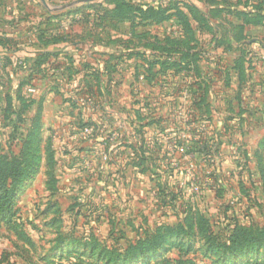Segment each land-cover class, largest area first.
Returning a JSON list of instances; mask_svg holds the SVG:
<instances>
[{"label": "rangeland", "instance_id": "obj_1", "mask_svg": "<svg viewBox=\"0 0 264 264\" xmlns=\"http://www.w3.org/2000/svg\"><path fill=\"white\" fill-rule=\"evenodd\" d=\"M179 1L207 19L192 23L197 77L147 71L163 38L176 36L172 21L138 22L131 39L127 23L71 15L63 24L71 22L75 35L29 42L24 51L47 53L49 45L55 61L68 54L75 66L89 55L101 72L99 87L89 77L86 89L83 73L52 71L48 60L30 85L21 84L20 69L0 67V198L7 193L9 201L0 214V264H103L109 260L95 259L104 251L122 252L159 227L178 226L185 233L169 234L157 253L180 260L177 244L192 242L185 258L204 264L211 255L199 217L216 242L234 227H264V0ZM17 164L16 180L8 173ZM193 234L194 243L183 237ZM228 260L264 263V240L228 252L222 263Z\"/></svg>", "mask_w": 264, "mask_h": 264}, {"label": "trees", "instance_id": "obj_2", "mask_svg": "<svg viewBox=\"0 0 264 264\" xmlns=\"http://www.w3.org/2000/svg\"><path fill=\"white\" fill-rule=\"evenodd\" d=\"M148 0H95L93 3L88 4L86 7H78L73 8L72 11H68L72 17H75L77 20L83 19L84 21H88L89 19L96 18L100 20H110L117 23V26L121 28L123 23H127V27L124 26L125 30H127V35L131 37H136L135 29L138 26V22L146 23L149 21H155V23L162 24L166 22L172 21L176 28L177 34L176 36H166L163 38V46L156 48V50L160 53V58L156 59V56H153V60H150L147 65V71L150 72L152 68L157 67L159 69V73H166L167 71H171L172 69L175 72H186L194 74L197 77L198 72V61L199 56L197 52L194 51V47L192 44H195L196 37L195 32L193 29L192 23L198 24H206L207 19L203 16L199 15V11L194 6L180 2L179 0H169L167 6L168 7H161L152 6V3ZM92 10V13H81L82 10ZM96 9H100L102 14L98 16L96 13ZM83 17V18H82ZM62 24V25H61ZM209 29V28H208ZM210 30V29H209ZM69 32H71V22H66L64 25L63 23L57 22L55 26V33L56 36L51 43H56L60 41H67L65 38L69 36ZM68 39V38H67ZM174 45H173V44ZM47 44V43H46ZM15 42L12 39L0 37V46H2L6 52L12 53L16 49ZM81 47H83L81 45ZM44 53L37 59H34L30 64L28 61H21L19 59L14 58V56L7 55V57L0 60V67H11L12 69L19 68L22 70H29L31 67L32 72L29 71L26 76V79L22 85H29L33 75L40 74L42 70L40 69L42 64L50 57L58 56L57 53ZM141 58V61H148L149 59L145 58V54H137ZM86 62L78 63L76 66L73 62L72 57L65 55L62 63L58 62L55 63V66L52 68V71L64 69L67 73L70 71L81 72L84 74V78L82 82L86 89H89L92 86V81L88 79H94L95 84L99 87L101 79L99 71L100 69H95L92 66L91 59L89 60L86 58ZM91 62V63H89ZM144 62H140L143 68ZM73 67V68H72ZM80 68V69H78ZM90 71V72H89ZM145 71V70H144ZM200 75V74H199ZM137 77V75L135 74ZM68 82H71L68 80ZM199 87V86H198ZM197 94V92H196ZM30 104V103H29ZM192 108L193 104H192ZM36 161V157H32V162ZM20 166L17 164L16 166H11L9 169L11 170L9 177L17 180L18 174L20 172ZM16 174H15V173ZM7 193H3L2 197L0 198V214H4L6 210H8V195ZM5 219L8 221H12L13 217L4 215ZM192 219L188 217L187 221H191ZM197 229L200 230L201 233L206 235L205 240L208 244L206 252L211 256L205 255V259L208 263L204 264H229L230 260L224 261L225 255L228 252L237 253L246 247H259L260 243L264 240V227L259 230L257 233H252L249 229L244 227H234L229 235L224 238L222 241H215L218 238L214 236V233L209 229L207 221L203 217H199L197 223ZM186 227L191 229L193 224H186ZM185 226H178L176 229H172L169 227H159L155 230L154 235L147 236L143 239H138L133 242H129L127 247L119 252L118 249L112 251H104L103 255H99L95 261L101 260V258H105L109 260L103 264H116V261H119V264H129L131 261L135 262L133 264H139L138 261L142 259L140 264H197L195 259H189L188 257L185 258L193 251L192 242L187 243L185 245L177 244V247L182 248L181 252L184 253L182 259L180 260H172V259H165L163 256L164 254H158V249H162L166 246V238L169 234H177L178 236L183 235ZM189 238L193 241V243L197 239V234L183 236ZM217 239H216V238ZM89 248L94 247L95 244H88ZM175 247V245H170V247ZM215 256V257H213ZM154 260L152 263L150 261ZM112 260V261H110ZM72 264H89L84 263L83 261H77ZM257 264H264L263 262Z\"/></svg>", "mask_w": 264, "mask_h": 264}, {"label": "crops", "instance_id": "obj_3", "mask_svg": "<svg viewBox=\"0 0 264 264\" xmlns=\"http://www.w3.org/2000/svg\"><path fill=\"white\" fill-rule=\"evenodd\" d=\"M94 1L95 0L85 2L84 0H75L72 4H63L62 7L65 5L69 6L70 9L78 7L84 8ZM57 4V0H0V37L12 39L16 44V49L14 52L12 51V53L6 52V50L0 46V60L7 57V55H11L20 60V62H18L19 64L23 60L28 61V64H30L34 59L44 54L40 53L41 51L38 49L31 52L24 50L27 49L25 48L26 43L38 42L49 44L55 37H59V35L56 36L55 26L57 22H59V24L64 23L67 11ZM86 12L88 13V11ZM32 13H34V15H32ZM72 33V31L69 32V35ZM73 35H75V33H73ZM49 48L50 46L48 45L46 52L51 50ZM82 49L84 51L85 47L83 46ZM86 57L91 58L89 55H86ZM55 58L56 57H50L48 62L52 64L57 63ZM58 59H61L59 62L62 63L63 58ZM83 62L84 61H81V63ZM43 66L40 67L42 71L46 70L48 67V65L47 67ZM17 70H19V68ZM20 70L24 73V76H27V74H29L28 72H32L33 69L29 67V70ZM37 79H39L38 74L33 75L30 82ZM69 83L68 80L64 82L67 86H70ZM29 88H32V85L29 86ZM242 108H245L243 102Z\"/></svg>", "mask_w": 264, "mask_h": 264}, {"label": "water", "instance_id": "obj_4", "mask_svg": "<svg viewBox=\"0 0 264 264\" xmlns=\"http://www.w3.org/2000/svg\"><path fill=\"white\" fill-rule=\"evenodd\" d=\"M85 2L92 1V0H84Z\"/></svg>", "mask_w": 264, "mask_h": 264}]
</instances>
